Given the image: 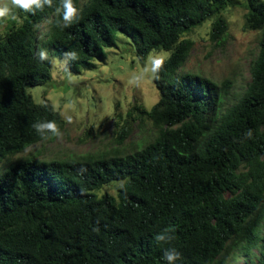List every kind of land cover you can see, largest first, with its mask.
I'll list each match as a JSON object with an SVG mask.
<instances>
[{
	"label": "trees",
	"instance_id": "1",
	"mask_svg": "<svg viewBox=\"0 0 264 264\" xmlns=\"http://www.w3.org/2000/svg\"><path fill=\"white\" fill-rule=\"evenodd\" d=\"M235 2L75 0L81 17L69 28L58 26L49 8L20 13L22 22L5 27L0 264H167L168 247L182 253L176 264H229L241 256L264 264V1L246 3L244 28L261 38L242 94L228 78L182 72L195 46L187 35L211 20L210 40L220 43L228 32L223 12ZM119 33L133 40L142 62L152 50L171 52L154 81L158 101L150 109L134 104L128 114L134 122L150 120L155 137L129 153L20 157L56 138L41 140L35 122L55 120L61 131L66 124L49 99L37 103L29 92L52 79V65L38 61V49L75 50L70 73H80L106 59ZM132 132L128 123L119 143ZM113 181L123 182L117 195H99ZM166 230L175 239L157 242Z\"/></svg>",
	"mask_w": 264,
	"mask_h": 264
},
{
	"label": "rangeland",
	"instance_id": "2",
	"mask_svg": "<svg viewBox=\"0 0 264 264\" xmlns=\"http://www.w3.org/2000/svg\"><path fill=\"white\" fill-rule=\"evenodd\" d=\"M246 3L247 0H236L223 12L228 22V32L220 43L210 40L211 20L187 35L194 40L195 46L182 69L183 73H198L216 82L228 78L233 82L236 95L244 92L251 82L250 67L258 54L261 38L259 32L244 28ZM12 22H0V33ZM47 28L48 24L45 23L41 33ZM47 49L52 54L60 55L51 47ZM159 51H165L169 56L171 54L170 51ZM106 52L104 61H96L94 68H82L80 73L71 72L69 75L66 68L52 65L50 82L29 89L37 103L49 99L66 124L62 137L39 143L20 154V157L36 155L51 159L113 151L129 153L155 137L156 131L150 120L145 118L142 122H134L128 116L134 104L150 109L159 99L154 81L148 80L140 88L130 87L127 83L130 74L138 71L143 63L137 57L133 40L119 33L116 46L107 48ZM128 123L133 127V132L120 144V133ZM5 165L6 162H0V168ZM122 183L113 181L98 193L102 195L108 192L116 196ZM255 254L256 260L260 252L255 250ZM247 263L245 256L229 260V264Z\"/></svg>",
	"mask_w": 264,
	"mask_h": 264
},
{
	"label": "clouds",
	"instance_id": "3",
	"mask_svg": "<svg viewBox=\"0 0 264 264\" xmlns=\"http://www.w3.org/2000/svg\"><path fill=\"white\" fill-rule=\"evenodd\" d=\"M46 8L54 9L55 15L62 21V23L58 22V26L62 28L71 27L81 17V8L77 6L75 0H59L58 6H54V0H0V22H22L20 13L34 16L38 12H44ZM36 57L41 63L47 62L50 65L62 66L68 69L70 75V65L78 59V54L75 50H68L60 55H55L49 49L41 47L38 49ZM169 58L168 53L165 51H150L144 58L140 69L130 74L127 81L128 85L140 88L148 80H159L160 72ZM32 127L43 141H47L51 137L60 138L63 135L59 124L55 120H40L35 122ZM246 136L251 138L252 131L248 130ZM83 171H86V169L81 170V172ZM154 239L157 242L171 244L175 237L166 230L157 234ZM163 258L167 264H176L177 261L182 259V253L175 247H168L163 251Z\"/></svg>",
	"mask_w": 264,
	"mask_h": 264
}]
</instances>
